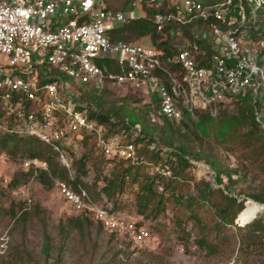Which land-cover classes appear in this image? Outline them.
I'll use <instances>...</instances> for the list:
<instances>
[{
	"label": "built area",
	"instance_id": "obj_1",
	"mask_svg": "<svg viewBox=\"0 0 264 264\" xmlns=\"http://www.w3.org/2000/svg\"><path fill=\"white\" fill-rule=\"evenodd\" d=\"M137 7L142 17L135 15ZM149 8L158 30L170 25L174 54L112 38L115 28L146 17ZM262 16L264 0H130L121 9L109 7L107 0H0V56L9 58L7 69L0 65V134L33 138L50 148L68 174L67 181L54 179L58 196L136 255L153 240L143 218L114 209L103 195L95 200L82 186L73 188L71 155L83 150L88 136L106 160L150 165L138 156L139 144L133 142L141 136V127L125 119L135 136L129 139L87 118L81 93L66 87L64 75L96 88L106 78L145 89L155 97L158 115L175 122L198 112L216 117L220 106L238 94L251 92L255 101L264 99V39L251 43L247 35L251 26L263 30ZM175 27L190 29L192 40ZM240 33L248 37L250 48L241 49L236 38ZM201 40L212 51L203 62ZM106 62L119 74H105ZM256 120L264 132L261 112H256ZM3 160L0 152V166ZM21 166L24 172L48 170L38 158H27ZM156 172L162 177L170 174L163 167ZM157 189L162 192V185ZM31 202L27 199L24 210Z\"/></svg>",
	"mask_w": 264,
	"mask_h": 264
},
{
	"label": "rangeland",
	"instance_id": "obj_2",
	"mask_svg": "<svg viewBox=\"0 0 264 264\" xmlns=\"http://www.w3.org/2000/svg\"><path fill=\"white\" fill-rule=\"evenodd\" d=\"M124 1L107 0V4L116 8L122 6ZM135 15L142 17L144 15L142 9L137 7ZM260 21L263 23L261 29L264 30V16L262 19L260 18ZM236 38L240 42L242 50L250 48L249 39L245 33L237 34ZM139 41L143 46H150L148 39ZM8 62V57L0 56V65L3 68H8L6 66ZM63 78L67 88L81 91L83 94L90 90L91 84L75 82L65 75ZM96 89V97L101 98V101L104 102L102 110L107 111L114 108L119 112L116 119H113L118 125L115 129H113L114 126L110 127L108 122L106 124L109 127L104 125L108 132H123L128 135L129 139L134 138L135 136L130 133L129 129L121 126L125 122L122 119H128L129 114L131 118V114L134 113L145 118L143 122L150 129L151 134L139 143V148L155 145L159 149L167 150L158 139V128L162 125V120L159 119L154 96H150L145 89L138 90L128 85L106 81ZM224 103L229 110H232L230 102ZM224 103L220 106V110L224 108ZM138 125L142 128L143 124ZM129 135L133 137H129ZM149 137H153L152 142ZM86 141L88 146L92 147L91 139ZM89 147L85 146L83 150L71 156L76 169L78 160L86 154L85 173H79L77 169L76 173L78 172L80 175L79 180L83 184L82 187L93 199L98 200L103 195L102 188L106 182L105 178H109L112 166L102 170L100 164L98 165L101 157L99 153L94 152V155L90 156L91 159L87 158ZM192 150L198 152L201 148L193 146ZM202 150L217 161L221 170L238 168V173L232 175L234 184H228L227 176L224 173L222 175L224 182L221 185H216L215 173L204 159L199 161L190 159L191 165L186 172L191 180L189 187L185 188L182 194L185 197L194 196L193 186L200 181L209 182L213 188L220 187L222 190L229 188V192L224 190L226 194L235 196L239 202L243 201L242 212L245 209L246 212L242 221L240 222L237 218L240 223L234 221V225H226L221 228L225 231L219 236L220 242L217 235L212 233L209 240L218 247L214 252H209V250L199 247L198 241L201 238V233L196 226L191 222H185L179 227L170 208L160 213L156 218L150 217L147 209L138 204V184L130 183L127 178L124 191L114 194L112 198H105L114 209L131 211L141 216L149 229L153 239L149 244L150 247L140 250L135 255L119 240L104 234L100 225L91 220L73 228L72 225H75L76 222H72V220L80 217V214L58 196L54 180L49 189L43 188L36 177L22 172L21 164L27 157L21 150L0 149V152L4 154V160L0 166V264H12L11 261L18 256H26V264H102V256L109 257L110 253L119 252L120 249H125L122 254H119V258L126 264H146L149 259L152 260L154 257L155 259L150 264H264V256L257 254L258 249L261 248V242L254 246L251 245L254 235L249 228L253 220L262 218L264 229V209H261L260 203H253L256 201L251 198V195L264 194V175L259 173L256 167L248 165L247 162L239 164L236 154L227 153L223 148L210 141L203 145ZM169 151L163 153V163L167 159L166 155ZM52 159L54 163L57 162L53 154ZM145 160L151 164H145L139 168L138 173L142 176H152L156 173V168L162 167L161 162L155 163L146 158ZM163 168L167 169L166 166ZM57 178L54 177V179ZM27 199H31V206L24 210L27 207ZM9 211H12L14 216L10 215ZM22 211L27 213L24 217ZM198 214L201 220L209 225L214 221L213 214L208 208L198 210ZM71 229L85 230L80 234ZM180 229H185V235ZM224 240H226V244H224ZM20 246L25 249H21ZM2 247L4 248L2 249ZM11 254L12 256H10Z\"/></svg>",
	"mask_w": 264,
	"mask_h": 264
},
{
	"label": "trees",
	"instance_id": "obj_3",
	"mask_svg": "<svg viewBox=\"0 0 264 264\" xmlns=\"http://www.w3.org/2000/svg\"><path fill=\"white\" fill-rule=\"evenodd\" d=\"M221 1L223 0L207 2L217 3ZM129 2L130 0H125L122 6L113 9L124 8ZM152 14L153 9H146V17L136 19L115 28L111 32L112 38L114 40L132 43H139L141 42L139 41L140 39H148L149 44L156 49L164 51L167 55L174 54L177 48L176 41L169 33L170 25L164 26L161 30H158L157 26L152 21ZM250 23L251 22H249V24ZM260 24L262 26V21ZM175 29L177 30L178 28L175 27ZM182 29L185 37L192 40L190 29ZM182 29L179 28L178 30L182 31ZM247 35L251 40L250 42L255 43L258 40L264 39V30L259 32L256 26H251V30ZM198 43H200L201 48L205 51L202 62L204 60L206 61L212 55V51L206 42L201 40L198 41ZM261 53H264V50H262ZM258 59L261 61V56H259ZM107 66V72H105V74H119L114 65L107 64ZM104 81L112 82L106 78ZM96 90V87L91 85L90 90L86 93L83 94L80 91L82 101L86 104L85 114L87 118L94 120L96 123L105 125L108 122V124L111 125L110 127L114 126L113 129H115L118 125H116V122H113V119L116 115H119V112L114 108L103 111L104 102L101 101V98L96 97ZM227 102H230L229 104L232 105V110H229L228 106L224 103V108L219 111L216 117H210L207 113L198 112L194 116L184 114L180 121L175 122L164 116H159V119L162 120V125L158 128V139L167 150H170L166 155L167 159H165L163 163V153L167 150L159 149L158 146L153 150H149L148 147L138 148L137 154L142 157L144 161H146V158L155 163L161 162V166H166L170 173L168 177H162L157 172L152 176H142L138 173V170L145 165V163L132 164L124 160H106L102 154L99 153L101 157L98 161V165L100 164L102 170L105 169L107 163H113L109 178H105L106 182L102 188L103 196L112 198L114 194L124 191L126 179L128 178L130 183L138 184V204L147 209L150 217L156 218L160 213L170 208L176 219L177 225L181 227L185 222L193 223L201 233V238L198 241L199 247L205 248L209 250V252H214L218 246L209 240L210 235L215 233L217 239H219V236L224 234L225 231V229L221 228H224L226 225H234V221L238 216L242 219L246 209L242 212L244 209L243 201L239 202L235 196L228 195L224 192V190L229 192V188H225L224 190L220 187L213 188V186L206 181L195 183L193 186L195 195L185 197L182 191L189 187L191 180V177L186 172L191 165L190 159L194 161L204 159L206 164L209 165L215 173L214 178L216 185H221L224 182L222 178L224 173L227 176L228 184L233 185L234 180L232 179V175L238 173V168L226 171L221 170L219 168L220 165L218 167L217 161L209 155V153H205L202 150L203 145L210 141L223 148L227 153L236 154V159L239 164H245V162H247L248 165L256 167L258 172L264 175V132L256 120L257 111L261 112L264 119V99H261V101L257 99L255 101V97L251 92H245L232 97L230 101ZM144 120L145 118L143 116L134 113L131 114V118L129 114V118L127 119L130 125L143 124L140 134L142 137L137 136L133 141L136 145L144 141L147 136L151 135L150 129L146 127L143 122ZM122 121L124 120L122 119ZM121 126L125 129L127 128L123 124H121ZM109 130H111V128H109ZM149 138L152 142L153 137ZM90 139L91 138L88 136L84 138L83 149L85 146L89 147L86 140ZM91 142L92 147H89L87 150V158L89 159L92 158L90 156L94 155V152L98 153L92 139ZM193 146H198L201 150L195 152L192 150ZM8 148H11L12 151L21 150L27 158H38L48 164L47 171L37 170L36 173L32 171H22L24 174H31L36 177L43 188L49 189L54 177H58L57 179L65 181L68 180L67 171L59 165L58 161L55 163L53 162L52 154L54 156L55 154L50 148L38 140L33 138H19L8 134L0 135V149L5 150ZM85 159L86 154L82 155L77 162L76 169L79 173H85ZM75 167L76 166H74V169ZM79 173H76L75 180L71 182L72 187L75 189L83 185L79 180ZM158 185H162V192L158 191ZM251 198L260 204H264V194L251 195ZM202 208H208L209 211L212 212L214 217L212 224L209 225L201 220L198 210ZM22 212L24 217L27 213L24 211ZM9 213L14 216L12 211H9ZM89 220L88 217L80 214V217L72 220V222H76L72 227L76 228V225H83L84 223H88ZM262 222V218H258L257 220H253L249 227L254 235L251 245L254 246L258 242H261V248L258 249L257 253L258 256H264V229ZM71 230H76L78 233L82 234L85 229ZM180 230L185 235V229ZM224 244H226V240H224ZM21 249L25 248L22 247ZM123 250L125 249H120L119 252H112L109 257L102 256V264H126L119 258V254H122ZM10 256H12V254ZM25 258L26 256H18L11 262L12 264H26ZM154 259L155 257L152 260L149 259L146 264L152 263Z\"/></svg>",
	"mask_w": 264,
	"mask_h": 264
},
{
	"label": "water",
	"instance_id": "obj_4",
	"mask_svg": "<svg viewBox=\"0 0 264 264\" xmlns=\"http://www.w3.org/2000/svg\"><path fill=\"white\" fill-rule=\"evenodd\" d=\"M255 203H257V202H255ZM258 204H259V203H258ZM260 205H261L262 208L264 209V204H260ZM252 220H253V219H252ZM252 220H250V221H252ZM250 221H249V222H250ZM235 222H236V223H240V222L237 221V218H236ZM247 223H248V222H247Z\"/></svg>",
	"mask_w": 264,
	"mask_h": 264
},
{
	"label": "bare ground",
	"instance_id": "obj_5",
	"mask_svg": "<svg viewBox=\"0 0 264 264\" xmlns=\"http://www.w3.org/2000/svg\"><path fill=\"white\" fill-rule=\"evenodd\" d=\"M253 203H255V202H253ZM256 204H258V203H256ZM260 205V204H259ZM261 206V205H260ZM261 209H263L262 208V206H261ZM238 220L241 222L242 220L240 219V216L238 217Z\"/></svg>",
	"mask_w": 264,
	"mask_h": 264
}]
</instances>
